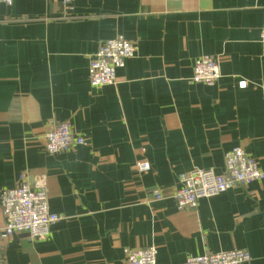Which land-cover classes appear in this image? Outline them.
<instances>
[{
    "label": "crops",
    "instance_id": "1",
    "mask_svg": "<svg viewBox=\"0 0 264 264\" xmlns=\"http://www.w3.org/2000/svg\"><path fill=\"white\" fill-rule=\"evenodd\" d=\"M262 26L264 0L0 4V195L22 174L45 176L61 217L46 240H5L0 264H125L126 249L148 246L157 264L233 249L264 264V180L200 199L195 210L173 198L179 175L220 174L240 145L264 170ZM119 35L137 54L116 84L93 87L90 60ZM202 55L220 62L214 86L192 81ZM66 121L85 145L49 154L45 131Z\"/></svg>",
    "mask_w": 264,
    "mask_h": 264
},
{
    "label": "built area",
    "instance_id": "2",
    "mask_svg": "<svg viewBox=\"0 0 264 264\" xmlns=\"http://www.w3.org/2000/svg\"><path fill=\"white\" fill-rule=\"evenodd\" d=\"M64 7H69L76 0H57ZM14 0H0L7 7ZM260 41L264 43V26L260 31ZM137 54L136 46L123 36L100 42L98 50L89 64V79L93 87L114 85L118 70L125 67L126 61ZM222 78L220 62L210 55L199 56L193 66L192 81L206 86L216 85ZM242 82L240 88H245ZM85 145L82 136L76 134L73 125L61 122L48 126L44 134V146L49 154H59ZM138 169L145 172L150 169L148 162L138 163ZM179 186L173 196L179 210H195L203 198H210L238 187L248 186L253 182L264 180V170L257 160L246 152L243 146H237L225 154L224 171L220 174L212 170H195L179 175ZM48 185L45 176L30 180L20 175L18 184L12 189L4 190L0 195V208L4 218V227L0 230V256L5 240L14 234L27 233L30 240H46L53 225L61 217L51 212L49 206ZM155 197L162 200L160 192ZM158 251L155 246L142 249H126L125 264H157ZM252 257L247 250L233 249L227 252L213 253L206 251L203 255L186 258L183 264H248Z\"/></svg>",
    "mask_w": 264,
    "mask_h": 264
}]
</instances>
